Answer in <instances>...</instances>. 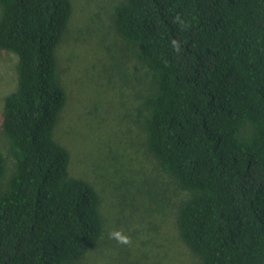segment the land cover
Returning <instances> with one entry per match:
<instances>
[{"label": "trees", "instance_id": "obj_1", "mask_svg": "<svg viewBox=\"0 0 264 264\" xmlns=\"http://www.w3.org/2000/svg\"><path fill=\"white\" fill-rule=\"evenodd\" d=\"M72 11L71 0H0V49L17 73L1 116L15 167L6 181L0 147V264H74L103 234L100 193L71 174L54 133ZM113 20L150 76L147 149L186 193L180 238L201 264H264V0H123Z\"/></svg>", "mask_w": 264, "mask_h": 264}, {"label": "rangeland", "instance_id": "obj_2", "mask_svg": "<svg viewBox=\"0 0 264 264\" xmlns=\"http://www.w3.org/2000/svg\"><path fill=\"white\" fill-rule=\"evenodd\" d=\"M69 29L57 49L67 101L55 127L70 152V172L101 196L104 230L74 264H201L178 233L177 211L186 193L158 166L142 128L147 70L117 34L113 14L123 0H71ZM15 59L0 49V147L7 177L15 167L1 126L3 98L16 85ZM113 230L130 245L109 238Z\"/></svg>", "mask_w": 264, "mask_h": 264}, {"label": "clouds", "instance_id": "obj_3", "mask_svg": "<svg viewBox=\"0 0 264 264\" xmlns=\"http://www.w3.org/2000/svg\"><path fill=\"white\" fill-rule=\"evenodd\" d=\"M173 23H177L181 26V28L186 27L184 20L181 19L179 15H177ZM173 49L178 53L180 51V44L177 40H173L172 42ZM109 238L115 240L118 244L121 245H130L132 243L131 237L126 235L123 230H113L109 233Z\"/></svg>", "mask_w": 264, "mask_h": 264}]
</instances>
